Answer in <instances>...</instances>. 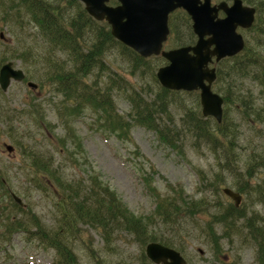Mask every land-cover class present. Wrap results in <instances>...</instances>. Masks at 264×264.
Listing matches in <instances>:
<instances>
[{
    "label": "trees",
    "instance_id": "trees-1",
    "mask_svg": "<svg viewBox=\"0 0 264 264\" xmlns=\"http://www.w3.org/2000/svg\"><path fill=\"white\" fill-rule=\"evenodd\" d=\"M244 1L256 7L258 11L257 20L249 29L254 31L256 42L246 39V46L242 52L222 59L216 64L217 81L214 87L218 86L217 82L220 83L225 74L228 85L224 87L225 90L221 89L227 106H234L235 112L242 119L252 126L259 125L264 132V20L259 18V12L264 10V0ZM16 6L19 10H23L29 20L39 28L43 39L49 45L48 49L54 51L52 53L57 50L65 55V62L61 59L45 60L46 66L51 68L50 80L56 85V91L63 96L61 105L64 106L65 111H70V107L73 112L89 108L97 114L104 129L119 131L129 138L131 126H141L153 131L163 144L172 148L177 147L180 133L182 131L186 133L188 130L187 133L195 138L196 145L201 141L215 151L221 149L225 153L224 157L235 163L236 154L232 150L238 140V130L233 120L228 118V112L223 111L221 122L218 123L211 116L205 117L201 113L198 93L170 91L161 86L157 81L156 72L166 62L163 57H141L112 36L106 22L95 21L81 9L77 8L76 15L64 19L57 6H52L43 0H10V7L14 9ZM4 17L2 15L3 19ZM168 22L171 34L169 45L183 46L194 43L195 35L192 33L191 21L186 13L183 11L171 13ZM114 49L126 58L132 75L149 77L148 89L153 92L152 84L156 89L151 99H147L141 88L126 81L123 75L112 70L108 65L107 57ZM8 61L9 58L5 55L0 57V67ZM95 73L98 76L90 79ZM244 76L250 77L258 86L261 104L257 105L251 96L241 95L238 91L236 96L232 97L233 79ZM104 78L105 81L101 84L100 81ZM0 93L2 94L1 90ZM116 94H123L130 105V111L126 116L120 115L117 111L114 104ZM186 94L193 95L196 99L191 107H185L181 120L182 127L179 129L174 126L169 112L171 99ZM36 106L37 104L33 110L27 109L32 121L44 132L48 129L53 130L50 122L45 120L44 114ZM10 113L7 104L0 101V120L7 122ZM28 131L32 133L31 130ZM47 138L53 143L51 137ZM55 141L58 143L55 144L56 151L60 155L58 161L53 152L41 150L36 145L18 143L22 145L20 166L30 182H28L29 188L40 192L43 199L53 201L56 213L53 226L49 228L45 225L32 208L25 209L13 201L6 186L8 180L2 169H0V197H7L10 201L6 206L0 204V211L5 213V222H1L4 231L22 232L28 238L38 241L40 245L55 249L59 259L58 264L76 262L77 258L71 246L76 238H80L81 228L86 224L99 231L107 251L114 252V240L122 232L132 235L144 248L147 243L158 242L176 249L171 238L154 230L153 226L156 222L179 225L196 213L202 214L208 211L209 202L206 198H188L184 195L183 188L179 187L170 194L159 196L152 216H149L148 220L142 219L129 210L123 199L109 183L102 180L97 171L87 172V166H84L86 153L72 127H68V132L55 138ZM251 157L248 163H252ZM259 157L261 158L256 161L254 170L264 171V153ZM67 167L82 169L84 175L70 180L65 176L64 170ZM252 170V166H249L244 175L242 173L240 176L241 172L236 171L232 173L233 180L240 184L236 186L235 192L241 195L248 193L245 189L251 184L247 181H253L256 176L255 172L251 173ZM219 188L217 189L220 192ZM257 195V199L263 202L264 192L260 189ZM209 206L211 208L210 204ZM215 206L220 209L210 213L209 219L203 224L205 237L210 241L214 253L212 264H242L240 256L230 258L223 251L222 239L228 240L231 245L236 242L244 246L253 245L256 252L255 262L264 264V217L248 214L242 205L236 206L230 200L223 201L217 198ZM218 228L222 230L221 233L218 232ZM90 253L94 258L99 257L95 252ZM140 258L144 262H149L144 249L140 253ZM96 261L97 264L104 262L102 257L95 259Z\"/></svg>",
    "mask_w": 264,
    "mask_h": 264
},
{
    "label": "rangeland",
    "instance_id": "rangeland-1",
    "mask_svg": "<svg viewBox=\"0 0 264 264\" xmlns=\"http://www.w3.org/2000/svg\"><path fill=\"white\" fill-rule=\"evenodd\" d=\"M43 1L52 6L57 5L64 19L76 15L78 7L72 9L66 0ZM2 15L5 16L4 19ZM259 18L264 20V10L259 12ZM243 35L245 40L256 42L254 31L244 30ZM48 46L39 28L29 20L23 10H19L17 6L14 9L10 7V0H0V57L5 55L9 58V62L12 61L16 68L23 70L27 80L35 84L33 88L27 86V80H12L5 92L0 89V101L7 104L8 110L11 111L7 122L0 120V169L8 180L6 186L10 195L13 193L19 197L25 209L32 208L45 225L50 228L55 223V206L53 201L43 199L40 192L29 188L30 182L20 166L22 145L18 143L36 145L41 150L53 152L58 161L60 155L55 148L58 145L55 138L66 134L68 127L76 131L82 142L83 151L86 153L84 166H87V172L97 171L102 180L109 183L136 216L148 220L154 213L159 196L170 194L175 188L182 187L184 195L188 198H206L211 205L210 208L208 204L207 212L196 213L183 224L165 225L159 221L153 226L155 231L173 240L176 250L184 256L185 264L213 263L212 245L205 237L203 224L209 219L210 213L220 209L215 206L217 198L233 202L229 196L222 193L226 187L235 191L236 186H240L233 180V172H241V176L252 166L251 173L255 172L256 176L253 181H247L251 186L246 187L248 193L242 194L239 205H242L248 214L264 217V201L257 199L259 190L264 192V171L254 170L256 161L261 158L259 155L264 153V132L259 125L252 126L235 112L234 106L228 107L224 103L223 111L228 112V118L233 120L238 130V140L232 150L236 154L235 163L226 159L221 149L215 151L201 141L196 145L195 138L187 133L188 130L186 133H180L176 148L163 144L153 131L141 126L132 125L127 138L119 131L104 129L94 110L82 108L73 112L70 107V111L66 110L69 113L65 111L61 105L63 96L51 82V68L47 67L45 62L46 59H61L65 62V55L57 50L52 53L54 51L48 49ZM107 59L111 69L123 75L132 85L141 88L147 99L155 95L154 85L151 83L153 92L147 87L150 83L149 77L132 75L126 58L117 50L109 52ZM95 76L98 74L95 73L90 79ZM222 78L214 89L224 95L222 89L228 85V78L225 74ZM104 81L105 78L100 83L103 84ZM236 91L241 95L251 96L257 105L262 102L259 88L250 77L233 79L232 97L236 96ZM194 99L195 96L188 94L171 99L169 112L174 126L179 129L182 127L185 107H191ZM35 104L44 114L45 120L51 124L53 130L48 129V133L37 128L27 113V109L33 110ZM114 104L120 115L126 116L129 113L130 105L123 94H116ZM47 137H51L53 143ZM10 145L14 147L12 151L7 150ZM250 157L252 163L247 162ZM64 171L70 180L84 175L82 169L76 167H67ZM9 201L7 197H0V204L3 206L9 204ZM4 217L5 213L0 211V264H58L55 249L40 245L38 241L28 238L22 232L4 231L1 225L2 221L5 222ZM218 232L221 233L222 230L218 228ZM80 235L71 246L77 258L76 262L71 264H97L95 259L99 257L103 258V264H153L141 260L140 253L143 249L145 251V248L128 233L122 232L114 240V252L106 250L102 235L93 227L87 224L82 226ZM222 240L223 251L230 258L240 256L242 264H258L255 262L256 252L253 245L241 246L239 242L231 245L228 240ZM90 252L99 254V257H92Z\"/></svg>",
    "mask_w": 264,
    "mask_h": 264
},
{
    "label": "water",
    "instance_id": "water-1",
    "mask_svg": "<svg viewBox=\"0 0 264 264\" xmlns=\"http://www.w3.org/2000/svg\"><path fill=\"white\" fill-rule=\"evenodd\" d=\"M88 14L97 20L106 19L111 27V35L123 45L132 48L142 57L161 55L167 64L161 66L156 77L161 86L176 91H199L202 113L213 116L221 122L223 99L212 90L216 80V68L210 67L214 61L235 56L245 46L243 35L238 28H249L254 22L255 7L234 0L231 5L225 2L211 6L210 0H118L120 4L109 7L106 0H83ZM183 8L192 21L193 33L197 40L193 46H183L163 50V42L169 36L168 18L172 11ZM225 14L218 17V11ZM25 77L11 62L0 68V87L6 91L11 80L22 81ZM35 87V84L28 83ZM9 151L12 146H7ZM238 205L241 195L228 188L224 189ZM14 199L20 203L16 195ZM145 255L154 264H185L182 254L172 247L150 242Z\"/></svg>",
    "mask_w": 264,
    "mask_h": 264
},
{
    "label": "flooded vegetation",
    "instance_id": "flooded-vegetation-1",
    "mask_svg": "<svg viewBox=\"0 0 264 264\" xmlns=\"http://www.w3.org/2000/svg\"><path fill=\"white\" fill-rule=\"evenodd\" d=\"M201 1H204V0H201ZM210 1H211V6H217V4H219L221 2H225V3H227V5H231L234 0H210ZM66 2L69 3V6H71L72 9H75V8L78 7V9L83 10L82 12L84 14H87L88 16H91L90 14L87 13V11H86V2H84L83 0H66ZM105 4L107 6H111L112 7V6L118 5L119 1H117V0H106ZM55 6H57V5H55ZM180 11H185V10L182 9ZM224 16H225L224 12L222 10H219L218 11V17L223 18ZM94 20H96V19H94Z\"/></svg>",
    "mask_w": 264,
    "mask_h": 264
}]
</instances>
